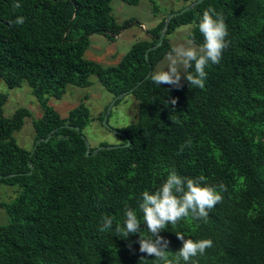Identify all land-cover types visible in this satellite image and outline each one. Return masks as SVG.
I'll list each match as a JSON object with an SVG mask.
<instances>
[{
	"label": "trees",
	"instance_id": "trees-1",
	"mask_svg": "<svg viewBox=\"0 0 264 264\" xmlns=\"http://www.w3.org/2000/svg\"><path fill=\"white\" fill-rule=\"evenodd\" d=\"M110 2L19 0L14 10V0H0V78L9 88L25 81L43 111L26 149L13 133L29 111L20 107L5 117L7 96L0 93V184L17 187L12 200L0 202L8 216L0 225V264H161L139 251V233L124 239L114 228L123 225L126 207L142 221V193L158 189L173 169L227 190L206 222L189 217L160 233L170 258L182 247L175 234L181 232L185 239L213 241L194 258L198 264H264V0H203L170 19L148 59L144 53L158 41L165 18L146 29L151 40L134 42L115 65L104 66L84 55L91 34L113 40L134 20L119 24ZM209 6L225 17L230 46L219 64L205 69V87L192 88L186 78L179 88L156 85L149 77L172 49L167 35L192 23L188 38L201 45L198 25ZM17 16L24 24H9ZM91 75L113 97L131 90L138 111L134 123L118 129L124 134H116V145H129L95 154L90 146L86 155L88 107L80 103L62 117L49 97L61 98L68 85L90 86ZM104 216L113 218L107 232L99 230Z\"/></svg>",
	"mask_w": 264,
	"mask_h": 264
},
{
	"label": "clouds",
	"instance_id": "clouds-1",
	"mask_svg": "<svg viewBox=\"0 0 264 264\" xmlns=\"http://www.w3.org/2000/svg\"><path fill=\"white\" fill-rule=\"evenodd\" d=\"M19 0H14L13 9H19ZM23 16H17L10 20L9 24L23 25ZM203 36V43L194 46L192 41L188 46L180 44L173 47L167 54V66L165 69L153 71L149 79L156 85H171L181 87L180 66H183V74L189 86L203 89L207 77L206 68L209 64H219L223 57V52L230 46V41L226 39L229 35L225 17L209 6L204 10L198 25ZM194 72L189 71L193 69ZM170 103L174 106L176 100ZM191 141L186 145L190 146ZM181 151H183V147ZM206 177L199 176L188 178L179 175L174 169L170 170L166 180L154 192L144 191L139 203L142 213V221L137 212L126 207L124 210L123 225H115L114 231L117 236L127 239L130 235L139 233V251L148 257H154L161 264H198L194 259L203 256L206 250L212 248L211 239L193 240L185 239L181 232H175L177 239L182 241V247L174 253L175 259L169 256V241L160 235L166 231L168 225H177L182 220L191 217L193 220L207 221L209 211L218 203L223 202L222 193L227 190L226 185H208L203 183ZM145 225L148 235H142L141 225ZM113 229V218L104 216L100 226L101 232ZM144 257H141V259Z\"/></svg>",
	"mask_w": 264,
	"mask_h": 264
},
{
	"label": "rangeland",
	"instance_id": "rangeland-1",
	"mask_svg": "<svg viewBox=\"0 0 264 264\" xmlns=\"http://www.w3.org/2000/svg\"><path fill=\"white\" fill-rule=\"evenodd\" d=\"M187 4L184 0H139L135 5L128 4L123 0H111V14L119 24L129 19H134L121 28L113 40L102 34L94 33L90 36V44L86 50L85 57L96 59L102 65H112L129 50L131 45L139 40H151L146 29L153 27L169 13L177 11ZM138 22L141 25L135 24ZM193 27L192 23L177 27L174 32L167 35L171 47L185 44L191 41L188 38ZM194 46L197 44L193 43ZM167 54L155 65L153 71L165 69L167 66ZM167 70V69H165ZM181 81L186 77L183 74V66H180ZM92 84L87 87L68 85L61 98L49 97V104L62 116L65 117L68 111L80 103L85 104L90 113V122L83 128V133L90 146H98L99 142H106L115 145L120 138L110 129L106 128L100 120L101 113L108 105L113 95L108 92L97 80L95 75L90 76ZM0 93L6 94L7 98L2 107L3 115L11 117L16 109L24 107L28 109L29 115L24 118L20 129L14 131L13 136L17 143L30 149L34 141L33 121L42 115V109L38 104L31 88L23 81L20 86L9 88L0 78ZM124 97V98H123ZM121 101L112 106L107 123L111 128L119 129L132 124L137 119L138 102L131 95L126 94ZM264 176V170L262 171ZM261 175V174H260ZM261 175V177L263 178ZM17 192L16 186L0 184V202L12 200ZM8 222V216L0 207V225Z\"/></svg>",
	"mask_w": 264,
	"mask_h": 264
},
{
	"label": "water",
	"instance_id": "water-1",
	"mask_svg": "<svg viewBox=\"0 0 264 264\" xmlns=\"http://www.w3.org/2000/svg\"><path fill=\"white\" fill-rule=\"evenodd\" d=\"M202 1H203V0H193V1L189 2L188 4H186L184 7H182L181 9H179V10H177V11H174V12H171V13H169V14L165 17V20H164V26H163V28L161 29V31H160V33H159V35H158V41H157L155 44L149 46V47L146 49L145 53H144V56H145L146 59H148V52H149L150 50L155 49V48H157L158 46H160V45L162 44V40H163V37H164L165 34H166V29H167V27H168V24H169L170 19H171L173 16H176L177 14H181V13L187 11V10H191L195 5L199 4V3L202 2ZM134 23H135V24H138V25H141V24L138 23L137 21L134 22ZM150 73H151V71L146 75L145 78H147V77L150 75ZM130 91H131V90H130ZM130 91H125V92H123V93H120V94L114 96L113 99H112V101L106 106V110H105V112H104V114H103V118H102V120H101V121H102V124H103L106 128L110 129V130H111L113 133H115V134H124V133L121 132V131L118 130V129L111 128V127L108 125V123H107L108 115H109V113L111 112V108H112L113 104L115 103V101H116L117 99H121L123 96H125L126 94H128ZM50 136H51V133H48L47 137L37 139V140L35 141L34 148H35L40 142H42V141H47L48 138H49ZM84 139H85V145H86V151H85V153H86V155H89L90 144H89V142L87 141L86 138H84ZM129 143H130V141L128 140L125 144H120V145H116V144H115V145L97 146V147H95V148L93 149L92 154H95V153H96L98 150H100L101 148L111 149V148H114V147H117V146L129 145ZM12 175H14V174H8V175H5L4 177H9V176H12ZM0 178H1V176H0Z\"/></svg>",
	"mask_w": 264,
	"mask_h": 264
},
{
	"label": "crops",
	"instance_id": "crops-1",
	"mask_svg": "<svg viewBox=\"0 0 264 264\" xmlns=\"http://www.w3.org/2000/svg\"><path fill=\"white\" fill-rule=\"evenodd\" d=\"M86 50H88V49H86ZM85 53H86V51H85ZM85 55V54H84ZM121 59V58H120ZM119 59V60H120ZM91 60H93V61H96V62H98V63H100L98 60H96V59H91ZM101 64V63H100ZM116 64V63H115ZM115 64H112V65H115Z\"/></svg>",
	"mask_w": 264,
	"mask_h": 264
}]
</instances>
